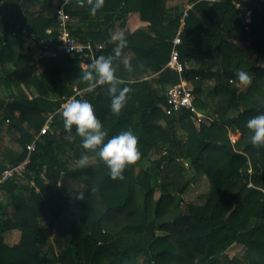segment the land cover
<instances>
[{
  "label": "trees",
  "instance_id": "trees-1",
  "mask_svg": "<svg viewBox=\"0 0 264 264\" xmlns=\"http://www.w3.org/2000/svg\"><path fill=\"white\" fill-rule=\"evenodd\" d=\"M172 3L191 8L167 18ZM61 4L0 0V136L21 149L0 156V172L29 158L23 177L0 185V264H264V146L251 143L246 127L264 112V0H105L95 15L86 0L65 5L72 36L102 46L98 57L115 55V31L129 15L145 23L122 35L114 60L121 87L131 89L119 114L106 85L92 89L79 79L90 59L82 68L79 57L58 50ZM178 33L181 74L167 68ZM241 70L253 75L243 93ZM180 79L214 123L195 125L185 110L166 114V90ZM76 92L93 105L106 139L128 129L138 136L141 158L123 180L92 152L85 166L73 165L71 157L86 150L65 129L61 107ZM49 114V131L29 155ZM229 133H239L234 145ZM146 160L151 166L141 167ZM198 178L206 182L204 201L183 205ZM9 230L20 232L12 246L3 238ZM233 247L240 251L230 256Z\"/></svg>",
  "mask_w": 264,
  "mask_h": 264
},
{
  "label": "clouds",
  "instance_id": "clouds-1",
  "mask_svg": "<svg viewBox=\"0 0 264 264\" xmlns=\"http://www.w3.org/2000/svg\"><path fill=\"white\" fill-rule=\"evenodd\" d=\"M92 15L104 6L105 0H86ZM126 41L121 38L120 46L115 55L97 57L88 65L87 70L79 74V79L89 82V87L94 89L97 85H106L110 97V108L113 113L119 114L125 107L131 89L121 87V78L117 75L118 64L114 63ZM125 67L132 71L131 63ZM238 79L243 83L251 82V75L246 71L238 72ZM62 119L65 129H73L82 137V148L85 149L78 160L85 166L90 152L107 166L109 175L113 180H123L127 166L134 164L141 158L138 147L139 138L131 129L121 131L118 135L108 138V133L103 129L101 121L97 118L93 105L87 100H69L62 105ZM246 127L251 132V143L254 146H264V112L247 120Z\"/></svg>",
  "mask_w": 264,
  "mask_h": 264
},
{
  "label": "built area",
  "instance_id": "built-area-1",
  "mask_svg": "<svg viewBox=\"0 0 264 264\" xmlns=\"http://www.w3.org/2000/svg\"><path fill=\"white\" fill-rule=\"evenodd\" d=\"M72 0H61L62 4L60 8H57L55 10L54 15V22L58 30V50L61 51L64 54H67L69 56H75L79 57L81 60L80 65L82 68L86 67V62L84 59H90L91 62H93L97 57L99 52L103 49L102 46L92 44L91 42L82 43L79 40L75 39L70 30L69 26L71 23L70 16L64 11V6L67 5ZM217 0H211V3L215 2ZM236 7L242 9L244 12L245 8L239 6L236 4ZM191 8V5H186L184 9V16H186V12ZM245 18V24L250 22V15L248 12L244 13ZM173 49L171 51L170 55V61L167 64V68L181 74L184 71V65L179 61V52L177 50V46L181 44V39L179 36V33L172 41ZM77 97L82 98V94L80 92H76L73 96L68 98L63 105L69 101L74 100ZM166 97H167V108H166V114L167 115H173L181 110H185L190 113L191 120L195 125H201V124H212L214 123V116L206 115L201 113L194 105V96L192 89L189 88L184 80L180 79V82L176 85L169 86L166 90ZM62 110V107H61ZM52 122V114H49L46 123L44 124L43 128L40 130V132L34 137V140L31 144L27 146L29 155L31 152H33L36 149V141L46 135L49 131V126ZM229 133V139L231 143L234 145L236 143V139L234 136H231ZM29 161V158H27L24 162L16 165V166H6L1 172H0V185L4 182L23 177V175L26 173L27 170V163Z\"/></svg>",
  "mask_w": 264,
  "mask_h": 264
},
{
  "label": "rangeland",
  "instance_id": "rangeland-1",
  "mask_svg": "<svg viewBox=\"0 0 264 264\" xmlns=\"http://www.w3.org/2000/svg\"><path fill=\"white\" fill-rule=\"evenodd\" d=\"M260 63L262 65H264V60H261ZM250 75L253 78V75L252 74H250ZM250 83L251 82H249V83H243V82H241L240 84H238V90H239V92H241V93L245 92L248 89ZM4 130H5V128H4ZM231 136H234V138L236 140H238L239 133L231 134ZM178 137H179V139L183 140L185 138L184 132L181 131V130L178 131ZM20 150H21L20 147L15 142V140L13 139V137L5 134V132L0 136V156L2 154L8 155L9 153H13V155H14V154L19 153ZM62 150L66 154L65 156L72 155V152L69 150L68 147H66V148L64 147ZM65 156L64 157L62 156L60 158L65 160V159H67ZM156 157L157 156H155V155L152 154L151 156H149V160H153ZM71 158H72V161H73L72 162L73 165L74 164L75 165H78V160L75 159V158L73 159V157H71ZM70 163H69V165H70ZM71 166H72V164H71ZM149 166H151V164H150V161H148V160L144 161L143 164H141V167H143V168H146V167H149ZM139 168H140L139 165H136L135 166L136 172L139 170ZM190 176H191V172H189L188 174H186V177H190ZM65 182L67 184H69L71 186V188H74V187L76 188V187L79 186L78 182L77 181H74L72 177L66 178L65 179ZM196 182L197 183L192 184L191 187H190V189L187 190V192L182 196L183 205L189 204V203H191V204H201L204 201V197H205V195L207 193L206 182H205V180L203 178H198V180ZM19 236H20V232L19 231H17V230H9L3 236L4 242L7 245L12 246V245L16 244L19 241ZM239 251H240L239 250V247H233L229 251V254H230V256H234L237 253H239ZM45 252H47L49 254L47 248H46Z\"/></svg>",
  "mask_w": 264,
  "mask_h": 264
},
{
  "label": "crops",
  "instance_id": "crops-1",
  "mask_svg": "<svg viewBox=\"0 0 264 264\" xmlns=\"http://www.w3.org/2000/svg\"><path fill=\"white\" fill-rule=\"evenodd\" d=\"M186 5H188V4H180V3H172V4H170L168 6L167 18L168 17L172 18L175 15L180 14L181 12H183ZM51 15L52 16L54 15L53 12H52ZM144 26H145V23L142 22L137 15L131 14V15L128 16L126 27L124 29H120V28L116 29L113 39H115V40L120 42L121 38H122V35L125 32L135 31L138 28H141V27H144ZM148 78L149 77H144V79H148Z\"/></svg>",
  "mask_w": 264,
  "mask_h": 264
}]
</instances>
